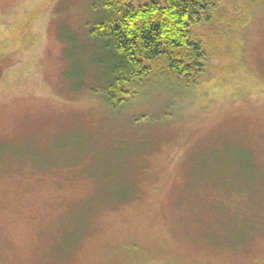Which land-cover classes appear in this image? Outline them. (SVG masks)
Returning <instances> with one entry per match:
<instances>
[{"label":"rangeland","instance_id":"1","mask_svg":"<svg viewBox=\"0 0 264 264\" xmlns=\"http://www.w3.org/2000/svg\"><path fill=\"white\" fill-rule=\"evenodd\" d=\"M102 1L0 0V264H264V0H218L190 79L158 58L116 109Z\"/></svg>","mask_w":264,"mask_h":264},{"label":"trees","instance_id":"2","mask_svg":"<svg viewBox=\"0 0 264 264\" xmlns=\"http://www.w3.org/2000/svg\"><path fill=\"white\" fill-rule=\"evenodd\" d=\"M217 3L218 0H162L134 5L129 0H103L100 5L103 17L89 26V36L104 54L101 61L94 60V65L103 64L105 68L101 74L103 87L95 90L116 109L129 97L126 84L142 81L151 62L158 58L166 60L172 78L190 79L201 65L203 47L201 42L192 40L189 27L202 19L209 20ZM79 75L84 76V70ZM224 171L219 170V174ZM194 179L191 177V186L200 180ZM253 224L245 220L236 226L228 247L243 243L246 239L240 240L238 236L243 233L249 237L247 228Z\"/></svg>","mask_w":264,"mask_h":264}]
</instances>
